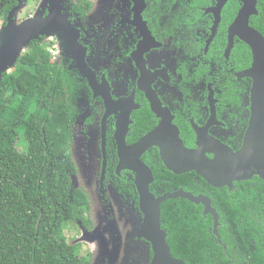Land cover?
<instances>
[{
  "label": "flooded vegetation",
  "instance_id": "flooded-vegetation-1",
  "mask_svg": "<svg viewBox=\"0 0 264 264\" xmlns=\"http://www.w3.org/2000/svg\"><path fill=\"white\" fill-rule=\"evenodd\" d=\"M4 2L0 0V29L7 23L1 10ZM30 2L26 0L27 7ZM47 3L43 0L46 9H39L44 16ZM245 8L248 17L243 19L264 38V0L62 1L66 26L50 42L57 46L56 64L74 80L71 150L76 173L71 176L73 183L78 175L85 179L75 188L85 191L89 207L70 222L93 238L89 243L93 250L84 254L89 264H95L96 253L101 252L104 264H151L154 257L151 243L141 235L136 172L120 166L117 139L126 126L127 147L167 125L177 128L186 148H196L201 137L207 150L217 144L232 152L242 149L253 116L255 84L248 74L252 49L235 27ZM33 14L32 9L18 22ZM102 94L108 96V103ZM122 115L127 117L126 126ZM206 156L215 155L208 151ZM140 160L152 173L149 189L155 198L186 191L182 186L170 187L173 180L165 174L159 175L162 181L156 180V168L167 169L158 146L147 148ZM231 183L218 188L210 185L228 197V203L217 198L219 210L211 196L199 194L211 200L218 216L216 226L213 215L204 213L202 204L196 205L203 206L206 218L211 216L212 224L205 229L216 245V262L225 253L233 264L239 260L250 264L248 252L239 256L236 246H264V179L253 174ZM96 216L100 221L95 228ZM101 237L106 248L99 246Z\"/></svg>",
  "mask_w": 264,
  "mask_h": 264
},
{
  "label": "trees",
  "instance_id": "trees-1",
  "mask_svg": "<svg viewBox=\"0 0 264 264\" xmlns=\"http://www.w3.org/2000/svg\"><path fill=\"white\" fill-rule=\"evenodd\" d=\"M4 1L1 10L6 18L16 0ZM73 83L47 51L43 37L32 41L0 80V264H89L79 245L67 242L63 229L65 222L82 216L89 207L87 194L75 188L71 176L76 173L71 150L76 113ZM19 134L27 143L25 151L17 146ZM155 172L156 180L162 181L159 175L169 176L170 187L211 196L217 209L221 205L217 198L228 203L223 191L193 171L174 175L157 167ZM202 210V205L183 198L162 203L161 227L171 255L185 264H233L225 253L216 262V245L205 229L212 219ZM236 247L239 256L248 252L250 264H264V246ZM228 252L233 257L232 248Z\"/></svg>",
  "mask_w": 264,
  "mask_h": 264
},
{
  "label": "water",
  "instance_id": "water-1",
  "mask_svg": "<svg viewBox=\"0 0 264 264\" xmlns=\"http://www.w3.org/2000/svg\"><path fill=\"white\" fill-rule=\"evenodd\" d=\"M63 0H48V13L43 1L38 5V10L30 17L18 22V15L25 7L26 0H17V3L7 14V23L0 29V80L4 73L11 70L18 59L26 51L29 44L41 37L50 38L62 27L65 15L61 12ZM248 8H245L235 25L239 28L240 37L250 46L253 52V63L248 74L255 79L252 89L253 108L250 127L246 134L242 149L232 152L230 149L216 145L207 150V143L199 137L196 148H186L178 135L175 127L160 125L152 132L142 137L137 143L127 147L125 135L127 132V117H123L125 130L118 137L120 166L127 167L136 172V184L140 196V208L143 213L141 235L152 245L154 257L151 264H185L183 260L171 255L166 241V230L161 227V204L174 198H184L194 204H202L204 213L213 215L215 226L217 213L211 206V200L205 195L194 196L183 189L165 193L155 198L150 192L149 184L152 182L150 169L142 163L140 156L151 146L160 148V156L166 168L175 173L183 174L194 171L213 187L230 186L232 180H243L258 174L264 179V38L253 28L249 27ZM106 103L108 96L103 95ZM107 97V99H106ZM175 128V129H174ZM171 134H165V130ZM215 156L210 159L206 152ZM127 162L129 164H127Z\"/></svg>",
  "mask_w": 264,
  "mask_h": 264
},
{
  "label": "rangeland",
  "instance_id": "rangeland-1",
  "mask_svg": "<svg viewBox=\"0 0 264 264\" xmlns=\"http://www.w3.org/2000/svg\"><path fill=\"white\" fill-rule=\"evenodd\" d=\"M32 1L33 2H30L31 3L30 7L29 6L27 7V4L25 5V7H24L25 9L21 13H19L20 15H18V18H22L25 14L30 13L32 11V9H33V13H35L38 10V7H39V6H37V3L40 4L41 1H43V0H40V2H38V0H37V2H35L36 0H32ZM11 70H9L8 72H11ZM17 146H18L20 151H25L27 149V143H26L25 138L23 137L22 134H19V137H18V140H17ZM91 149H92V145H91ZM78 177L79 178H77L75 180V183H73L74 186H76V185L77 186H81L80 185V184H82L81 183V179L85 180L82 175H78ZM94 219H96V218H94ZM99 221H100V219H99V216H98L97 219L95 220V228L97 226H99L98 225ZM77 228H74L73 222H70V221L65 222L64 225H63L64 235H65V238H66L68 243H70V244H79L80 245V249H81L80 254L84 255L85 252L93 250V248L89 244V243H93L91 241L93 238L90 237V235H91L90 232H87L85 230L84 231H79V229H77ZM109 239L112 240V237L110 236ZM98 242H99V246L100 247L102 246L103 248H106L107 243H106L105 237H101ZM116 248H117V250L119 249L118 247L115 246L114 249L116 250ZM78 251H79V249H78ZM96 254H97V258L95 260V264H104V258H103L104 254L102 252L100 253L102 258H100V254H98V253H96ZM123 260L126 261V258H124ZM125 264H128V262L125 263Z\"/></svg>",
  "mask_w": 264,
  "mask_h": 264
},
{
  "label": "built area",
  "instance_id": "built-area-1",
  "mask_svg": "<svg viewBox=\"0 0 264 264\" xmlns=\"http://www.w3.org/2000/svg\"><path fill=\"white\" fill-rule=\"evenodd\" d=\"M46 39L47 40H45V43L47 51L50 53L53 59H55V57L57 56V46L54 43L50 42L52 40V36Z\"/></svg>",
  "mask_w": 264,
  "mask_h": 264
},
{
  "label": "clouds",
  "instance_id": "clouds-1",
  "mask_svg": "<svg viewBox=\"0 0 264 264\" xmlns=\"http://www.w3.org/2000/svg\"><path fill=\"white\" fill-rule=\"evenodd\" d=\"M44 38H45V37H44ZM44 40H46V38H45Z\"/></svg>",
  "mask_w": 264,
  "mask_h": 264
}]
</instances>
